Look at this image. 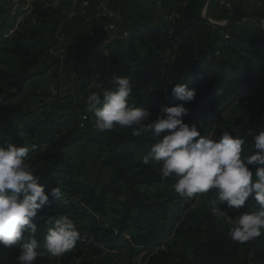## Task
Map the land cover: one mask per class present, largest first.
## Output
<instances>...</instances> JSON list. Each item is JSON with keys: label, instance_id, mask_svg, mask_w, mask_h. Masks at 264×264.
<instances>
[{"label": "trees", "instance_id": "1", "mask_svg": "<svg viewBox=\"0 0 264 264\" xmlns=\"http://www.w3.org/2000/svg\"><path fill=\"white\" fill-rule=\"evenodd\" d=\"M52 1L29 0L31 20L6 38L0 50V58L2 53L11 58L6 68L0 66V146H6L1 142L3 139L18 145L26 132L37 137V152L30 165H42L39 183L45 192L60 183L65 193L60 201L49 198L38 214L36 238L40 255L34 264H70L75 259L83 264L99 259L105 250L108 254L121 251L113 256L123 257L129 264L136 258L140 264H264V234L245 244L234 242L229 236L228 217L217 218L211 213L209 201L215 197L214 190L203 194L201 214L195 219L190 208L192 199L199 194L191 199L177 194L169 201L149 199L145 189L153 188L162 176L160 165L141 162L155 143L146 135L134 137L131 129L117 127L98 133L101 140H96L79 129V117L78 130L68 120L49 123L32 120L27 127L24 120L28 109L23 107L24 101H14L28 81L45 75L61 62L48 57L46 44L50 40L46 41V36L48 31L57 29L58 17L67 11L68 4ZM157 2L166 6L168 12L175 10L171 20L151 26L130 25L134 19L143 18L144 14L137 11L141 3ZM136 3L138 9L132 7L124 19L126 0H119L118 10L123 15L121 32L128 36L101 41L96 48L92 47L88 59L98 64L95 57L101 58L97 68L100 74L92 78L94 85L88 91V83L83 79L80 92L87 96L111 87L114 75L126 76L132 85L129 103L158 113L161 106L181 103L172 95L171 88L183 83L196 91L195 99L184 104L188 109V115L183 117L186 124L199 122L202 130L220 120L215 127L217 136L223 130L238 131L245 136L248 128L253 132L264 129V31L237 19L230 20L232 23L223 28L208 26L202 19L204 0H137ZM10 18L15 17L10 13L7 16L0 0V35L5 29L13 28V19L7 26ZM65 29L63 35L71 41L69 37L76 35L69 32L67 37ZM80 31L84 29L74 32H78L76 37L82 42L84 33ZM101 51L107 54L102 57ZM72 54H76L73 42L65 60ZM84 109L87 110L86 106ZM86 115L84 125L92 128L93 114ZM84 141L97 146V157H102L101 168L112 174L98 190L82 181L66 179L61 169L64 150ZM184 210L188 215L180 221ZM225 210L231 218L238 215ZM256 210L258 206L252 199L241 209ZM60 215L77 223L80 239L71 252L54 258L44 247L49 226L45 221ZM169 235L171 239L166 240ZM27 239L25 234L23 240ZM18 254L19 246L0 247V264H18Z\"/></svg>", "mask_w": 264, "mask_h": 264}, {"label": "clouds", "instance_id": "2", "mask_svg": "<svg viewBox=\"0 0 264 264\" xmlns=\"http://www.w3.org/2000/svg\"><path fill=\"white\" fill-rule=\"evenodd\" d=\"M110 85L86 97L95 133L119 127L131 129L134 137L148 135L155 143L141 162L160 165L162 178L175 180L172 188L179 197L191 199L214 190L215 197L209 201L211 213L217 218L228 217L229 236L234 242L245 244L264 234V129L253 132L248 128L245 136L223 130L217 136L213 128L202 135L196 125L183 120L188 115L184 104L196 97L195 89L186 84L172 86V95L181 103L161 106L154 120L149 110L129 103L132 85L128 77L114 75ZM35 148L7 142L0 146V247L19 246L18 264H34L37 260L38 214L50 197L55 201L65 197L61 187L45 192L39 183L37 169L28 163L29 153ZM249 199L255 201L258 210L241 211ZM225 209L238 215L231 218ZM45 223L49 226L44 247L49 255L60 258L71 252L80 239L74 220L60 215L48 217Z\"/></svg>", "mask_w": 264, "mask_h": 264}, {"label": "rangeland", "instance_id": "3", "mask_svg": "<svg viewBox=\"0 0 264 264\" xmlns=\"http://www.w3.org/2000/svg\"><path fill=\"white\" fill-rule=\"evenodd\" d=\"M250 0H233L234 7L236 8V13L234 14V18L231 20L234 21L235 19L242 21V22H248L250 24L256 25L257 28L264 31V6H258L254 3L249 4ZM137 0H126L125 7L123 8V15L124 19L130 12L132 7H135V3ZM140 2V1H139ZM207 0H204L203 5V12L202 16L205 12ZM138 4V3H136ZM140 8L138 9L135 7L137 11L141 12L143 15V18L134 19L136 23L131 21V24H138L141 26L143 23L148 25H156L159 23H164L165 21L171 20V17L174 15L175 10L171 9L170 12H168L167 7L163 6L161 2L157 3H150V5L141 3ZM91 11L93 10V6H89ZM262 8V9H261ZM7 9V8H6ZM9 9H7V16L9 15ZM122 15V16H123ZM126 15V16H125ZM121 16V19H122ZM207 16L208 20L217 24H222L223 22L227 20L226 15V9L221 5L220 0H211V4L209 8L207 9ZM11 19L15 21V18H10L7 20V26L11 24ZM31 20V18L29 19ZM125 22V20H124ZM33 23V21H32ZM14 24V22H13ZM7 30V29H5ZM5 30L3 31L5 33ZM114 30V29H113ZM116 31V30H114ZM119 31V30H118ZM121 31V27H120ZM2 32V33H3ZM98 36L95 38V48L97 47L98 42H111L112 36H115L118 40L120 38V34L118 35L117 32H112V30L108 27H102L101 30H97ZM1 33V34H2ZM56 28L52 31H48L46 36V41L51 40L54 36L56 38ZM114 33V34H113ZM128 36V33L122 32V38H125ZM121 39V38H120ZM84 44V54L83 57L80 58V62H78L79 59V53L72 54L73 56L70 57L71 62H68L67 60L60 62L57 67H53L50 69L45 75L43 76H37L28 81L26 85L23 88V92L19 98H17L14 102H20L24 101L23 107H26L28 110L27 112V119L24 120L25 124L28 125L32 122V120L40 121V122H59L61 120H68V122H72L73 128L78 130L81 128V130H84V132L89 135L92 138H96V140H101L98 133H95L92 128H87L84 125V121H79V126L77 127L76 121L78 120V117L85 115L86 120V113L88 112L85 110L86 106V97L83 92L79 91V87L81 86V82L84 79L85 82L90 84V81H93L92 78H95L96 75L99 76V60L101 58H96L98 64H96V70L95 68H91L88 71H81L80 67L81 65H85L84 60H90L88 59L89 54L92 52V46L90 42L86 41L85 38L82 40V43ZM50 44L51 42L48 41L46 44L47 48V55L50 52ZM146 51H144L145 53ZM107 52L101 51L100 56H105ZM53 54L50 56L52 57ZM87 58V59H86ZM0 66L1 68H6L10 63V57L7 54L2 53L0 58ZM78 66V67H77ZM90 71V72H89ZM88 72V73H87ZM88 75V77H85ZM90 76V77H89ZM90 78V79H89ZM109 80V79H107ZM68 87H63V84ZM1 88H0V96H1ZM87 111V112H86ZM86 112V113H85ZM150 119H155L158 113L154 112L151 113ZM226 116L224 115L223 118ZM222 120V119H221ZM220 120H215L211 126L207 127L206 129L200 130L201 124L198 122L196 124L198 130L201 132L202 135L208 134L213 128L217 126L216 123H218ZM216 124V125H215ZM84 128V129H83ZM19 130V129H18ZM17 130V131H18ZM20 130H23L20 128ZM163 135V133L161 134ZM149 137L148 135H146ZM150 138V137H149ZM9 140V139H8ZM7 140L4 141V139L1 141L3 144L6 143ZM37 144V137L31 136L29 133H24L22 135V139H20L19 144L20 146L24 145H35ZM37 152V148H35V151L29 153V161L30 164L32 162L33 155ZM98 148L95 144L89 143L87 141L81 142L80 144L74 146L71 149H65L64 150V164L62 165V171L65 173L66 179H72L77 181H82L86 184H89L90 186L94 187L95 189H100V187L107 182V180L111 177V173L107 169L101 168V159H99L98 156ZM37 169L36 175H41L40 172L43 170L42 165H38L33 167ZM175 183V180L173 178H162L161 181L153 188L145 189V193L149 196V199L151 201H154L155 198H160V201H166L175 196V192L172 188V185ZM56 186L61 187L60 183H57ZM51 198V197H50ZM203 200L204 196L203 194H199L198 196H195L194 199H192L191 204V211L193 212V217L199 218L201 214V210L203 207ZM114 201L113 205L115 206ZM172 205V204H171ZM182 210V209H181ZM181 212V211H180ZM182 212L179 216L181 217ZM188 215V213H187ZM186 215V216H187ZM178 218V219H179ZM181 220V218H180ZM178 222V221H177ZM77 225V223H76ZM175 227V226H174ZM172 235H169L166 240H170ZM182 241V240H181ZM184 243V242H183ZM185 244V243H184ZM186 245V244H185ZM121 251L112 252L111 254H108V251L105 250V253L102 257L99 259H96L94 261L90 262H84L83 264H129L126 262L125 258L123 257H114L113 255L121 254ZM140 259L136 258L132 264H140ZM70 264H82V261L79 259L73 260Z\"/></svg>", "mask_w": 264, "mask_h": 264}, {"label": "built area", "instance_id": "4", "mask_svg": "<svg viewBox=\"0 0 264 264\" xmlns=\"http://www.w3.org/2000/svg\"><path fill=\"white\" fill-rule=\"evenodd\" d=\"M19 0H7V4L9 7H14ZM98 3V11H91L89 8V0L76 1V0H68V4H71V12H67V15L59 17L57 24V33L56 38H52L50 42L53 44V56L50 59H58L61 62L66 59L70 52L71 41L67 40L63 35V30L68 25V23L73 22L75 20L80 21L81 27L84 29V38L86 41L90 42L91 46H95V38L99 35L97 30H101V28L108 27L112 32H117L120 34V38H122V32L120 31L121 25V15L118 10L119 0H93ZM251 3H264V0H250ZM221 5H230L234 6L233 0H221ZM27 11L29 9H26ZM227 23L226 21L223 24ZM116 31H114V30ZM119 30V31H118ZM14 32V31H11ZM113 33V34H114ZM74 35H78V32H74ZM118 38V37H117ZM115 36H112L109 39L115 40L117 39ZM80 57L78 62H80V58L83 57L84 51L80 52ZM68 62H71L69 59ZM78 67V66H77ZM63 87L65 86L64 83ZM86 113V112H85ZM79 121L85 122V115L79 116ZM188 212H185V215L182 216L181 220L186 217ZM161 249V248H160Z\"/></svg>", "mask_w": 264, "mask_h": 264}, {"label": "bare ground", "instance_id": "5", "mask_svg": "<svg viewBox=\"0 0 264 264\" xmlns=\"http://www.w3.org/2000/svg\"><path fill=\"white\" fill-rule=\"evenodd\" d=\"M76 1H83V0H76ZM52 2L55 3V4H61V3H67L68 4V0H53ZM220 3H221V0H220ZM254 4L258 5V6H264V3H254ZM2 5L5 8L9 9L8 10L9 13L11 15H13L16 19L14 21L13 28L5 30V33L3 32L0 35V50H1L2 46H3V43H4L3 41L6 38H8L9 36H11L18 29V27L20 25L24 24L26 21H28L30 18H32V13H31L32 9H31L29 0H22V1L19 0L18 3L14 7H9V5L7 4V0H2ZM91 5L93 6V10L94 11H98V3H97V1L89 0V6H91ZM222 6L224 7V9H226V15H227L226 22H229L231 20V18H233L234 14L236 13L237 10H236V8L234 6H230V5H222ZM26 9H29V10L27 11ZM67 12H71V4H68L67 11L64 12L60 17H62L64 15H67ZM11 31H14V32H11ZM52 54H53V44H50V52L48 54V57H50ZM84 61H85V65H81V67H80L81 71H88L91 68H95V70H96V63L91 62V64H90V60H84ZM90 71H92V69ZM85 77H88V75H86ZM96 77H97V75H96ZM93 85H94V82L90 81V84L88 83V87H87L86 90L87 91L90 90L93 87ZM185 212H186V210L183 211L182 216L185 215Z\"/></svg>", "mask_w": 264, "mask_h": 264}, {"label": "crops", "instance_id": "6", "mask_svg": "<svg viewBox=\"0 0 264 264\" xmlns=\"http://www.w3.org/2000/svg\"><path fill=\"white\" fill-rule=\"evenodd\" d=\"M120 14L122 16V12H120ZM77 29L81 30V23H80V21L75 20L73 22L68 23V26L65 29L64 33L66 34L67 37H69V35H67V34L69 32L73 34L74 31L77 30ZM80 33L83 34L82 31H80ZM69 39H71V42H73V51H74V53H79V52L84 51V48H83L84 47V43L80 42L78 37L71 35V37H69ZM81 39H82V37H81Z\"/></svg>", "mask_w": 264, "mask_h": 264}, {"label": "water", "instance_id": "7", "mask_svg": "<svg viewBox=\"0 0 264 264\" xmlns=\"http://www.w3.org/2000/svg\"><path fill=\"white\" fill-rule=\"evenodd\" d=\"M210 4H211V0H207V3H206V7H205V12H204V14H203V16H202V19H203V21L208 25V26H210V27H214V28H223L224 26H226V25H228V24H230V23H232V22H227L226 24H217V23H214V22H210L209 20H208V16H207V9L209 8V6H210Z\"/></svg>", "mask_w": 264, "mask_h": 264}]
</instances>
